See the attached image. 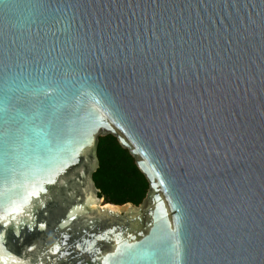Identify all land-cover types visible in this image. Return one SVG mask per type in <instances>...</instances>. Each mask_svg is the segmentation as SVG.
Returning <instances> with one entry per match:
<instances>
[{
  "label": "water",
  "instance_id": "obj_1",
  "mask_svg": "<svg viewBox=\"0 0 264 264\" xmlns=\"http://www.w3.org/2000/svg\"><path fill=\"white\" fill-rule=\"evenodd\" d=\"M0 264H264V0H0Z\"/></svg>",
  "mask_w": 264,
  "mask_h": 264
},
{
  "label": "trees",
  "instance_id": "obj_2",
  "mask_svg": "<svg viewBox=\"0 0 264 264\" xmlns=\"http://www.w3.org/2000/svg\"><path fill=\"white\" fill-rule=\"evenodd\" d=\"M97 168L92 173L94 187L102 205L139 206L148 190V183L137 169L134 159L111 135L98 138L96 145Z\"/></svg>",
  "mask_w": 264,
  "mask_h": 264
},
{
  "label": "bare ground",
  "instance_id": "obj_3",
  "mask_svg": "<svg viewBox=\"0 0 264 264\" xmlns=\"http://www.w3.org/2000/svg\"><path fill=\"white\" fill-rule=\"evenodd\" d=\"M118 208V207H117Z\"/></svg>",
  "mask_w": 264,
  "mask_h": 264
}]
</instances>
